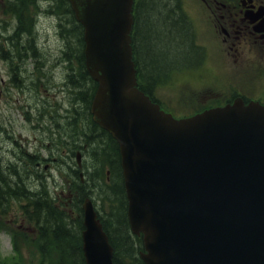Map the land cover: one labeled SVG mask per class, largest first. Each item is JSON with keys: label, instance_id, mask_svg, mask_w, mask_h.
Instances as JSON below:
<instances>
[{"label": "water", "instance_id": "95a60500", "mask_svg": "<svg viewBox=\"0 0 264 264\" xmlns=\"http://www.w3.org/2000/svg\"><path fill=\"white\" fill-rule=\"evenodd\" d=\"M133 0H72L99 82L94 119L118 140L128 217L146 264H264V105L241 101L175 119L137 88ZM87 264H115L87 198Z\"/></svg>", "mask_w": 264, "mask_h": 264}, {"label": "rangeland", "instance_id": "374dc122", "mask_svg": "<svg viewBox=\"0 0 264 264\" xmlns=\"http://www.w3.org/2000/svg\"><path fill=\"white\" fill-rule=\"evenodd\" d=\"M159 1L163 3H166L167 1L173 2V0H157L156 2ZM183 1L185 6L189 9L190 3L193 0ZM2 4L3 9L9 12V6H7L3 2ZM56 14L61 16L59 12H56ZM6 17L7 16L3 14L0 15V32L6 33V35H8L15 32L16 21L12 19L11 23H6ZM19 22L31 29L30 35L25 34L24 38H26L27 36H33V40L38 47H35V49H37V53L41 56L40 59L43 62L41 65L39 64L40 70L38 72L35 71L36 62L34 60L28 58L27 61L21 63L19 71H22V77L19 78H22L23 80L18 86H16V84H13L12 82V74L10 69V64L13 63L17 68L18 63L16 62V59L14 61H7V59L4 58L3 52L0 55V121L3 122L0 125L4 126L6 129L4 131L0 129V155L7 158L13 156V150L11 149V147L13 146V143L16 142L18 147L21 144H25L28 148H36L39 155L48 156L49 149L42 146L43 144H45V142L49 141L43 140V138L48 137L46 132L44 131L46 122L50 130V136H54L56 138V145L59 147L58 151L57 149L54 151V154H52L51 152L52 157L59 158V161L53 163V159L49 160L51 168L48 171L50 176L48 179L49 183L47 187L50 193L56 197L55 201L64 204L67 203V201L69 202L68 190L64 188V195L61 197V200H58L57 196L58 193H60L61 189H63V186L67 187L64 176H68L70 178L75 177V172L72 168L75 167L73 162L74 156L71 153V149H75L80 146L78 143L77 147H73V143L75 142V140H73L71 134L75 133V126L73 124L75 117L72 115V113L77 116H79L80 114L82 116L84 114L81 102H79L78 104L76 103V101L79 100L77 97H80V93L78 90L71 88L67 83L63 87L64 92H62V100H60V102L64 107V114H69L73 117L65 115L62 119H60L62 123V125L60 124V130L63 133V137H61L60 133L56 131V125L52 124L48 120L51 113H55L50 107V105L53 104V100L51 99H53V97H56L57 93L61 96L60 87L62 83L60 81L56 83V80H59V78L62 79L64 75L66 76V73L68 71V63L65 62L62 55H60L61 49L64 48V41L62 39L61 33H59L61 25L60 19L57 16L54 18L41 16L40 20L34 23V25L38 27V30L36 31L30 26V23L27 19L25 21H21L19 19ZM183 25L184 29L187 32L188 29L186 27V24L183 23ZM186 32L184 36L187 37ZM164 38V36H161L162 40ZM183 40L184 45L188 46L189 48L188 40L186 41L185 37H183ZM140 41L138 40V44ZM151 44L153 46H150V48H148L149 54L152 55L153 58L156 57L155 59H157L158 57L159 63L158 65L153 66L154 72L152 73L150 67L147 66V73L149 76H155L154 74L157 72V70H159V72L162 71V64L165 61L162 62V58L160 59L159 57L161 56L160 52H157V46L159 50L163 49V47L159 44H156L155 41H152ZM15 49L17 50V48ZM139 53L140 58H143L142 43ZM170 54H167L171 57H168L166 62H170L171 60L176 58L173 56V54ZM143 66L145 68V61ZM39 72L44 74L42 76L44 86L41 87L40 93L37 94L35 91V83L33 81L35 80L37 73ZM191 77L192 73L190 72L176 73L173 80H170L165 84L157 85V88L154 92L156 93V95L167 93L172 100L178 101V103L183 102L185 100V96L189 97L193 93V90H190L188 86V84L191 83ZM179 83L184 84L179 86ZM81 88L84 90V85L82 83ZM86 92L87 88H85V93ZM48 100L50 104L48 103ZM70 108H74L75 110L77 108V112L79 115L72 109L70 112H67V109ZM26 115H29V119H27ZM38 127H41V129H38ZM77 130L79 131L78 128ZM101 140L103 141L104 138L101 137ZM67 145H69L68 148H66ZM62 147L66 149L62 150ZM93 147L94 146L92 144L91 149L85 154L84 163L87 166H91L95 162V158L92 153ZM7 149H10L11 151ZM107 153L109 154V156H111L110 152ZM1 156L0 165L1 167H3L2 176L4 179H7L10 187L14 188L13 184H17V182L13 181V179L15 178L12 175L15 168L13 167V165L8 163V159L4 161ZM99 158H102V153L100 150H97V159ZM69 164H71L72 166L70 167ZM38 172L42 173V171L40 170H38ZM62 173L64 174V176ZM42 174H44V176L46 177L47 173L44 172ZM90 183L91 177L87 176L85 181V188L87 190ZM21 184H32V187L36 186L38 190L42 189V191L45 189V185L40 188L36 185V181L33 184V180H27L25 177L21 178V182L19 183V185ZM99 187H97V189H99ZM3 189L4 192H7L6 188ZM88 191H90L89 195L92 196L97 203V191L95 189H90ZM106 205L108 206V204ZM63 207H66L68 212L71 211L70 205H64ZM22 210L23 208L20 202L11 204V207H9L8 216L6 217V223H0V264H37L38 262V254L34 252V248L29 241L30 232H32L26 228L29 223H23L24 225L20 226V224H22V220L20 219L21 215H23ZM112 227L115 229V223L112 224ZM13 229H18L21 234L23 233L21 237L22 239L20 241L21 255L19 257L15 256L12 249L13 242L12 234L10 233V231ZM12 256L15 257L9 258ZM2 261H5V263H2ZM125 262L128 263V261Z\"/></svg>", "mask_w": 264, "mask_h": 264}, {"label": "flooded vegetation", "instance_id": "af4514ba", "mask_svg": "<svg viewBox=\"0 0 264 264\" xmlns=\"http://www.w3.org/2000/svg\"><path fill=\"white\" fill-rule=\"evenodd\" d=\"M2 2L1 14L7 17L18 15L16 12L5 11ZM41 5H46L47 9L54 11L59 10L62 16H58L60 24L64 23V8L58 0H43ZM167 5L171 14L169 17L176 16L184 24L186 21L187 37H183L188 40L189 48L185 45L181 50V56L184 58L164 64L157 76L165 81L172 73L190 72L192 77L188 86L193 93L189 97L185 96V100L179 103L172 100L167 93L154 96L161 107L173 114L181 115L196 112L198 105L224 104L237 98L246 103L251 101L264 103V0H193L189 9L181 0L167 1ZM145 6L146 4H140L136 9L137 20L142 19V23L145 21L144 12L148 10ZM29 11L23 10L24 16H21L23 21L26 20ZM161 13L158 12L154 18L160 17ZM164 17L166 18V15ZM13 19L16 21V30L13 34L21 40L31 41L33 37L24 38L25 34L30 35V28L19 22L20 18ZM142 27H139V32L142 31ZM178 39L180 42V36ZM180 48L179 46L176 51H180ZM175 62L179 66H174ZM0 129L4 131L5 127L0 125ZM44 131L49 137L50 130L46 122ZM99 134L97 128V138ZM12 153L13 156L8 158L0 156L4 161L8 159L13 167L22 166L24 162L23 167L26 170L23 171V175L27 180H33L34 184L37 176H43L37 170L43 168L46 171L42 173H47L48 178L49 165L46 160L48 157L43 164L44 158L37 161L36 152L23 148L22 144L19 151L13 150ZM2 173L3 167L0 165V217L6 212L2 201L7 198V194L12 193V190L18 191L22 178L20 171L11 173L15 178L13 181L17 182L13 184L14 188H11L3 180ZM30 186L37 196L44 194H39L36 186L32 187V184ZM3 188H6L7 192H4ZM25 189L29 190L28 187Z\"/></svg>", "mask_w": 264, "mask_h": 264}, {"label": "trees", "instance_id": "16d2710c", "mask_svg": "<svg viewBox=\"0 0 264 264\" xmlns=\"http://www.w3.org/2000/svg\"><path fill=\"white\" fill-rule=\"evenodd\" d=\"M156 1L157 0H146L148 10L144 12L143 18H145V21H143L141 25V27L143 26L142 31L139 32L141 36L143 60L146 63V67H150L151 73L154 72L153 66H156L159 63L158 57L155 59L156 57L153 58V56L149 54L148 48L153 46L151 44L152 41H155L156 44L163 47V49L159 50L157 46V52H160L161 55L159 56L160 59L162 58V62L165 61L162 66L169 63L166 61L168 57L171 56L167 54L171 53L176 57L175 59L172 58L173 60L171 61L184 58V56H181V50L185 47L183 36L185 35L186 30L184 29L182 21L176 18V16L169 17L171 14L167 2L163 3L161 1ZM158 12H162L160 17L154 18ZM16 13L19 17L20 15L24 16V14H21L19 11H16ZM165 15L166 18L164 17ZM164 21L165 23H163ZM161 36H164L165 38L162 40ZM178 36H180V42ZM30 46H33L31 42ZM179 46L181 47L180 51H176ZM80 60L82 61L81 58ZM158 72L159 70H157L154 75H158ZM85 75L86 72L79 73L77 79H74V75H71V84L76 87H73V89L78 90L80 93V97L76 96L79 100L87 98L85 91L81 88V83H84ZM84 106L85 108L87 107L86 102ZM89 119V117L83 119L85 126L88 124ZM104 135L107 136L106 132ZM105 149L106 148H102L101 150ZM94 150L96 151L94 158L97 161V146ZM106 152H110L111 154V156H109L107 153L112 164V177L115 182V186L111 188V194L115 199L112 203L113 211H109V216L113 219L112 221L116 223L115 229L113 233H111L113 244L116 247L115 261L119 264H144V261L139 257V251L142 249L141 240L139 237H135V235L131 234L127 221V201L120 173L118 148L112 145ZM96 170L97 166H95L94 171ZM3 180L10 187L7 179ZM91 181H94L97 185L96 177H91ZM93 189L97 191V187H94ZM79 190L80 199L83 197V194L88 193L85 188L82 189L81 185ZM106 196L107 195H105V198ZM22 197L30 199V203L26 206L28 208V216L31 214V218L36 219L37 225L42 232L43 242L49 243L50 240L52 241L50 243L51 249H48V247L42 248L48 254H53L55 262H52V264H86L81 247L82 221L79 218L72 219L71 221V217L67 215V212L64 211L62 207L60 208L55 203L50 204L48 201L41 199L37 195L34 196L33 194L23 193ZM35 205L36 207H34ZM125 261L131 262L126 263Z\"/></svg>", "mask_w": 264, "mask_h": 264}]
</instances>
